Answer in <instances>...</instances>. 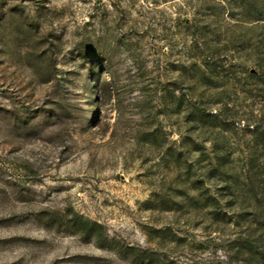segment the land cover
<instances>
[{"label": "rangeland", "instance_id": "obj_1", "mask_svg": "<svg viewBox=\"0 0 264 264\" xmlns=\"http://www.w3.org/2000/svg\"><path fill=\"white\" fill-rule=\"evenodd\" d=\"M0 264H264V0H0Z\"/></svg>", "mask_w": 264, "mask_h": 264}]
</instances>
